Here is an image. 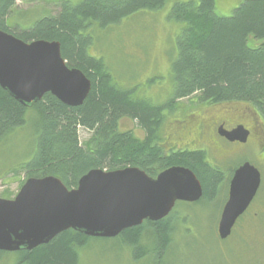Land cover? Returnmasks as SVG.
<instances>
[{
	"label": "trees",
	"instance_id": "1",
	"mask_svg": "<svg viewBox=\"0 0 264 264\" xmlns=\"http://www.w3.org/2000/svg\"><path fill=\"white\" fill-rule=\"evenodd\" d=\"M169 1H66L56 14L24 27L20 22L26 23V19H13L17 0H0L1 31L26 43H60L67 65L81 70L92 83L88 98L79 107H69L51 94L25 107L0 87V140L30 122L35 125V152L22 167L24 183L52 176L71 190L91 170L133 167L155 178L181 166L196 174L205 198L211 197L213 178L204 164V151L166 154L160 140L164 114L180 109L178 102L191 97L200 105L247 103L264 113V0H241L229 17L217 13V0H175L170 16L185 27L171 66L172 98L160 105L138 97L135 89L120 87L104 60L93 56L90 49L95 30L108 29L141 12L158 11ZM123 119L136 122L143 138L133 130H121ZM81 129L90 134L85 141ZM172 217L156 223L145 221L119 238L138 250L136 257L147 251L140 243L144 241L162 253L174 238ZM90 238L75 230L65 231L47 245L19 252L16 264H80V250Z\"/></svg>",
	"mask_w": 264,
	"mask_h": 264
},
{
	"label": "water",
	"instance_id": "2",
	"mask_svg": "<svg viewBox=\"0 0 264 264\" xmlns=\"http://www.w3.org/2000/svg\"><path fill=\"white\" fill-rule=\"evenodd\" d=\"M0 87L25 107L53 95L69 107L88 98L92 83L70 68L58 42L26 43L0 30ZM260 184L249 164L234 177L231 197L219 225L226 239ZM203 188L193 171L172 167L157 178L128 167L106 172L91 170L74 189L56 177L28 179L13 200L0 198V251H32L68 230L91 238H116L145 221L167 217L176 202H196Z\"/></svg>",
	"mask_w": 264,
	"mask_h": 264
},
{
	"label": "rangeland",
	"instance_id": "3",
	"mask_svg": "<svg viewBox=\"0 0 264 264\" xmlns=\"http://www.w3.org/2000/svg\"><path fill=\"white\" fill-rule=\"evenodd\" d=\"M66 1L78 4L81 0H17L13 19H26V23L20 22L26 27L29 22L56 14L59 6ZM174 2L169 1L158 11L136 14L108 29L95 30V41L90 49L93 56L104 60L120 87L135 89L138 97L148 98L160 105L172 98L174 81L171 66L177 57V40L185 27V23L170 16ZM240 2L217 0V13L229 17ZM178 103L180 109L165 111L164 114L166 120L160 132L164 147L167 143L174 144L173 140L166 139L171 131L170 123L184 118L186 114L183 113L186 111L204 117L211 108L222 109L231 104L200 105L196 97H191V101L182 99ZM233 105L246 109L251 107L257 111L247 103ZM120 125L121 130H133L137 137L143 138V131L136 122L123 119ZM89 136L86 130H80L82 141ZM34 139L35 125L30 122L25 128H17L0 140V198L13 200L25 184L26 176L22 167L32 159ZM181 147L177 145L176 148ZM224 204V194L212 200L205 198L194 203L178 202L173 213L180 217L173 238L176 244L169 251L136 259L138 250L120 238H90L80 250V264H232L219 252L222 244L217 226ZM237 232L235 239H242L243 229ZM143 245L150 249L145 243ZM19 254L0 251V264H16Z\"/></svg>",
	"mask_w": 264,
	"mask_h": 264
},
{
	"label": "flooded vegetation",
	"instance_id": "4",
	"mask_svg": "<svg viewBox=\"0 0 264 264\" xmlns=\"http://www.w3.org/2000/svg\"><path fill=\"white\" fill-rule=\"evenodd\" d=\"M188 99L191 101V98ZM206 113V116L201 117L197 113H189L188 110L183 113V115L186 114L184 118L170 123L171 131L166 139L167 141L173 140L174 144L167 143V146H163V148L168 156L179 151L192 153L204 151L206 153L204 164L212 174V185L214 186V192L208 199L212 200L222 194L225 195V204L217 226L218 234L223 211L231 197L236 172L247 164L259 172L260 184L256 194L235 221L231 234L226 239H222L219 235L222 244L219 252L226 260L230 259L232 264H264V113L254 111L251 107L247 109L241 106L236 107L233 103L222 109L211 108ZM181 141H184V143ZM177 145H182V147L176 148ZM202 188L203 195L196 202L205 199L203 184ZM178 202H176L175 207ZM175 207L164 219L174 215ZM179 218L178 215L172 217L171 222L175 223V229L178 227ZM240 228L243 229L244 235L242 239L237 240L235 238L238 236L237 230ZM122 233L116 238H119ZM250 237L255 239L251 240ZM140 243L141 245L145 243L150 249L144 250L145 254L140 257L135 256L136 259L160 254L157 251L158 249L151 248V242ZM174 244L176 243L173 239L163 252L169 251ZM154 251L157 253H154Z\"/></svg>",
	"mask_w": 264,
	"mask_h": 264
}]
</instances>
